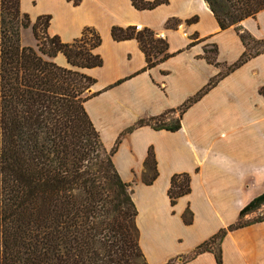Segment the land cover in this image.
Wrapping results in <instances>:
<instances>
[{
    "label": "crops",
    "instance_id": "1",
    "mask_svg": "<svg viewBox=\"0 0 264 264\" xmlns=\"http://www.w3.org/2000/svg\"><path fill=\"white\" fill-rule=\"evenodd\" d=\"M21 9L31 13L32 21L51 14L48 33L64 42L81 36L87 26L100 33L95 52L103 64L81 69L95 79L85 108L108 150L121 137L113 162L131 183L139 242L149 264H219L210 250L190 256L237 222L242 208L264 191V51L227 72L246 45L235 26L220 27L205 0H168L149 9L135 7L132 0H82L77 5L21 0ZM169 19L179 21L171 26ZM114 25L163 34L172 55L144 69L147 56L140 42L114 39ZM239 26L264 39V8ZM54 60L71 66L62 52ZM215 77L217 82L183 112L178 130L142 125L128 131L139 119L171 109L176 112L167 119H176L178 108ZM151 148L158 174L147 183ZM185 173L190 191L173 204L172 177ZM221 247L222 264H264V220L228 230Z\"/></svg>",
    "mask_w": 264,
    "mask_h": 264
},
{
    "label": "trees",
    "instance_id": "2",
    "mask_svg": "<svg viewBox=\"0 0 264 264\" xmlns=\"http://www.w3.org/2000/svg\"><path fill=\"white\" fill-rule=\"evenodd\" d=\"M69 1L77 5L82 0ZM167 1L132 0L139 9ZM205 1L220 27L235 26L246 45L227 72L264 51V39L239 26L264 8V0ZM50 20L51 15H40L32 23L21 0H0V264H149L139 242L131 183L113 162L121 137L108 150L85 108L93 95L86 90L95 79L81 69L103 64L95 52L102 37L87 26L81 36L64 42L48 33ZM31 24L37 47L21 42V29ZM112 36L140 42L147 56L144 69L172 55L167 40L148 27L114 25ZM60 52L70 67L54 60ZM217 80L180 106L176 119L165 118L176 112L171 109L139 119L128 131L142 125L178 130L186 108ZM145 167L144 180L151 183L158 174L152 148ZM189 191V174H175L169 189L172 203ZM263 205L264 191L242 208L237 222L199 244L190 258L210 250L222 264L221 243L228 230L264 220L263 215L243 221Z\"/></svg>",
    "mask_w": 264,
    "mask_h": 264
},
{
    "label": "rangeland",
    "instance_id": "3",
    "mask_svg": "<svg viewBox=\"0 0 264 264\" xmlns=\"http://www.w3.org/2000/svg\"><path fill=\"white\" fill-rule=\"evenodd\" d=\"M26 13L30 16V19H31V13L29 11H26ZM33 13H34V10H33ZM40 15H43V14H40ZM40 15H38V16H40ZM38 16H37V18H38ZM35 21H32V23H34ZM21 42H22L23 45H29V46L37 47L38 41H37V39L34 36L33 29H32V24L29 27H25V28L21 29ZM251 43L253 44L254 42L251 40ZM210 50H213V48L211 47ZM212 55H213V53H211V56ZM86 93L89 94V89L86 90ZM167 117H171L172 118V117H174V115L170 113V114H167L165 116V118H167ZM263 215H264V208L262 210H259L258 212H256V214L253 215L252 218L244 219L243 221H248V220H251L253 218H259V217H261Z\"/></svg>",
    "mask_w": 264,
    "mask_h": 264
},
{
    "label": "built area",
    "instance_id": "4",
    "mask_svg": "<svg viewBox=\"0 0 264 264\" xmlns=\"http://www.w3.org/2000/svg\"><path fill=\"white\" fill-rule=\"evenodd\" d=\"M138 28V27H137ZM139 29V28H138ZM164 35L163 34H160V37H163Z\"/></svg>",
    "mask_w": 264,
    "mask_h": 264
}]
</instances>
